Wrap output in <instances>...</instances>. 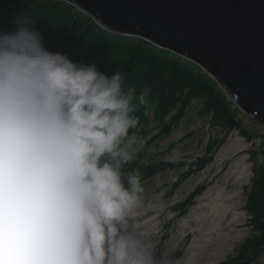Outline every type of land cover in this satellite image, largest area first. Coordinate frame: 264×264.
I'll use <instances>...</instances> for the list:
<instances>
[{"label":"clouds","instance_id":"9594fccd","mask_svg":"<svg viewBox=\"0 0 264 264\" xmlns=\"http://www.w3.org/2000/svg\"><path fill=\"white\" fill-rule=\"evenodd\" d=\"M0 33V264H163L140 215L135 113L150 89L44 46L27 14Z\"/></svg>","mask_w":264,"mask_h":264},{"label":"rangeland","instance_id":"374dc122","mask_svg":"<svg viewBox=\"0 0 264 264\" xmlns=\"http://www.w3.org/2000/svg\"><path fill=\"white\" fill-rule=\"evenodd\" d=\"M40 1L52 5V1L54 0H24V3L26 6L31 7L34 12H36V8L38 9L40 7L38 6V3ZM54 9L55 6H52L49 11H52ZM75 9L76 11H80L76 7ZM46 10L47 8H45L43 12H45ZM76 11H70V18L74 17ZM83 13L88 16L89 20L92 18L85 12ZM45 28H47V26ZM103 31L105 32V35L108 34L109 37L115 38L119 41L123 40V42H127V40L129 39L135 40L134 37H125L118 34H112L105 29H103ZM96 32L98 31L92 30L93 34ZM101 37L104 38V36ZM149 45L154 46V44ZM155 47L158 48L156 45ZM150 49L151 47H149V49H146L145 47H138L137 50V57L135 58V60L142 66L141 72L137 75L141 76V78L146 76V61H149L152 57L150 54H148V51H152ZM158 49L161 50V48ZM167 60L168 56L165 55V51H163V80L161 81V86H159L158 89H163V104L169 103L171 106L168 108L167 113L163 116H155V114L157 115L159 111L155 113V108L152 107V109L149 111L150 115L148 116V125L145 128V133L142 134L143 128L141 127L133 133L138 141L139 151L133 161L130 162V165L127 166V170H147L148 168L161 163L180 164L181 168H176L173 170L167 169L163 172L157 173L155 176H152L150 178H143V176L141 175V182L145 188V203L143 208L148 204L152 206L151 210L148 212V215H144L142 217L145 218L152 215L156 216L158 227L163 226V234H165V237L161 241L160 235L156 236L155 234L158 229L154 232L155 245L157 243L159 244L158 246H156V249L160 251L157 257H163V264H176L177 261L179 263L187 256L189 252L188 248L190 250L191 247H189V244L192 243L193 237H197V234L193 235L188 229H183L182 221L189 217L188 213L191 212L193 206L197 203L198 198L201 197L204 192H206V190L214 189L215 187L234 189V186L237 183H235L232 179H225V175L227 171L235 165L238 158L243 156L246 157L245 161H247L251 165L252 172L250 181L248 182V184L243 186V198L240 211L245 212V197L247 189L251 185V180L253 179V172L255 169L257 170V172H261V170L264 171V124L253 122L249 120L246 115L240 116V114H242L243 112L239 109L238 106L235 107L233 105L230 97L225 92V90L220 88V90L223 91V93L227 96V98L223 99L221 103H224L225 105L229 102L231 105H233L231 106V111L236 112V116H234L235 124L232 121V123L225 125L224 118L227 113L223 114L221 112H217L216 116L213 115L214 112L219 109L217 105L218 102H216V104L214 102V107H212V109L208 108V96H203L202 93V76L199 75L200 77H198V74H189L190 67L189 65H187L185 72H187L188 74L183 72V76L178 79V84L174 86V83H172L170 79L174 69L165 67L164 64L168 63ZM186 60L191 61L189 59ZM172 64L173 63H171V65ZM177 64L178 61H176L173 65L176 66ZM199 67L201 69V72L214 80V77L207 70H205L204 67H202L201 65H199ZM191 69H193L192 72L196 71L195 67H192ZM192 78H195V82L198 84V87L195 86V92L199 93L200 95H193L190 102H188L187 107L185 108L184 115L179 117L177 121H174L175 119H173V116L177 114V110L180 107L179 104L176 107L177 100H179L186 94L188 82H190ZM214 81L216 82V80ZM159 95L160 93L156 91L154 96H157L161 99L162 97H160ZM237 109H239L240 111H237ZM238 117L240 118L239 121ZM157 119L159 121H157ZM236 119L238 122H236ZM158 124L160 125L158 126ZM162 126L163 132H165L166 134L157 138L151 144V146H149V148L145 149V146L149 142L151 137L157 135L161 131L160 129ZM238 128L242 129L241 135L239 134ZM166 129H169V133L166 132ZM237 138H240L242 140V142L240 141V143L245 144L249 148L245 151L243 149L244 152L241 153V151H239L235 155L225 158V160L223 158L217 160L220 151L222 149L224 150L225 148L230 147V144L233 141L234 142L232 145L236 144ZM210 139L211 141L215 140L216 144L213 160L206 164V166L200 171L192 174L177 188H174V184H176L177 181L180 180V174H182L183 172L186 173V171L189 172V170H195V168L190 167V165L191 163L195 162L197 158H202L206 154L207 142ZM259 151H261V153H259ZM249 154L251 155L252 162L249 160ZM262 180H264V177L260 178L258 186H262L264 184V181ZM201 185L204 186L205 189L203 193L198 194L194 197L193 206L188 207L185 214H177L179 212L181 204H184L186 199L191 196L190 194ZM252 203L258 204L260 203V200L258 198H253ZM229 217L230 216H228V218ZM246 222L244 225L249 227L248 218ZM166 223L167 225L165 226ZM249 236H253V233H249ZM184 237H186L187 240H182ZM178 242H180V244H178ZM216 243H214L210 247V253L211 251H214ZM208 244L209 243H207L206 245L208 246ZM250 245H252V243H250ZM181 249H183L182 252L178 253ZM258 252L254 257L255 259L262 252H264V244L258 248Z\"/></svg>","mask_w":264,"mask_h":264},{"label":"water","instance_id":"95a60500","mask_svg":"<svg viewBox=\"0 0 264 264\" xmlns=\"http://www.w3.org/2000/svg\"><path fill=\"white\" fill-rule=\"evenodd\" d=\"M112 34L142 37L207 70L264 124V0H62Z\"/></svg>","mask_w":264,"mask_h":264},{"label":"trees","instance_id":"16d2710c","mask_svg":"<svg viewBox=\"0 0 264 264\" xmlns=\"http://www.w3.org/2000/svg\"><path fill=\"white\" fill-rule=\"evenodd\" d=\"M38 6L40 7L38 9L36 8L37 11L34 12L31 7L25 5L24 0H0V33L14 30L15 25L12 23L13 18L20 14H27L34 20L33 27L40 33L44 46L47 49L53 52L66 53L73 62L95 64L99 71L108 75H112L114 72L120 71L124 77V86L126 88L129 86L134 87L137 94H139L144 88H149L150 92L146 97L149 105L148 111L154 107L155 113L159 111V113L157 115L155 114V116H163L167 113L168 108L171 106L169 103L163 104V89H158V87L161 86V81L163 80V51H165V55L168 56V63L164 65L165 67L174 69L170 77L174 86L178 84V79L183 76V72L186 71V67L189 65V74H198V77L202 76L201 78H203L202 93L203 96H208V108L212 109V107H214V102L215 104L218 102L217 105L219 109L216 110L213 115L216 116L217 112H221L223 114L227 113L224 118V124L228 125L229 123H232V121L235 124L234 116H236V112L231 111V106L233 105L229 102L225 105L224 103H221V101L226 99L227 96L220 90V87L213 79L201 72L199 65L195 62L186 60V58L178 53H174L163 48L160 50L158 49L160 47L157 46L158 48H156L155 45L153 46L152 43H149V41L142 37H134L135 40L129 39L127 42H123L120 38L118 39L122 41L111 38L108 34L105 35L103 28L92 18L89 20L88 16L83 12L76 11L75 7L73 8V6L62 0H54L52 1V5L40 1ZM52 6H55V9L49 11ZM45 8H47V10L43 12ZM71 10L76 11L73 18H70L69 16L71 15ZM46 26L47 28H45ZM92 30H97L98 32L93 34ZM101 36H104V38ZM147 43L151 44L154 48ZM138 47H145L146 49L151 47L150 50H152H147L148 54L152 57L149 61H146V76L143 77L144 80L141 76L137 75L142 70L141 64L135 60L137 57ZM176 61H178V64L175 66L173 64ZM171 63H173V66ZM192 67L196 68L195 72H192ZM185 73L188 74L187 72ZM195 86L198 87V84L195 82V78H192L190 82H188L186 94L177 100L176 107L178 104L180 107L177 110V114L173 116V119H175L174 121H177L179 117L184 115L185 108L187 107L188 102H190L192 96L200 95L195 92ZM156 91L160 93L159 96L162 97L161 99L154 96ZM237 111L240 110L237 109ZM143 113V106H141L135 113L139 116L140 124L138 128H143L142 134L145 133L149 116H144ZM241 115L245 116L243 113L240 114V116ZM239 117L238 121L240 120ZM157 121L159 120L157 119ZM238 121L236 119V122ZM159 125L160 124H158V126ZM238 129L239 134L241 135L242 129ZM136 130H134V132ZM160 130L161 131L157 135L151 137L149 142L146 144L145 149L149 148V146H151L157 138L166 134L163 132V126ZM166 132L169 133V129H166ZM215 146V140L211 141L210 139L207 142L206 154L202 158H197V160L190 165V167L195 168V170H189V172L186 171V173L183 172L180 174V180L174 184V188H177L192 174L200 171L206 166V164L213 160ZM259 153H261V151H259ZM249 160L251 161L250 154ZM176 168H181L179 163H161L156 164L147 170H142L140 173L143 178H150L161 171L167 169L173 170ZM262 177H264V171L261 170V172H257L255 169L251 185L248 187L246 192V204L244 209L251 217L249 223L252 228L253 236L249 237L243 243L237 257L232 259L229 264H248V262L257 254L258 248L264 244V184L262 186H258L260 178ZM204 189L205 187L202 185L197 187V189L190 194L191 196L186 199L185 203L181 204L178 214H185L187 212V208L193 206L194 197L203 193ZM253 198H258L260 203H252ZM250 243H252V245H250Z\"/></svg>","mask_w":264,"mask_h":264},{"label":"bare ground","instance_id":"6f19581e","mask_svg":"<svg viewBox=\"0 0 264 264\" xmlns=\"http://www.w3.org/2000/svg\"><path fill=\"white\" fill-rule=\"evenodd\" d=\"M240 141L242 142L240 138H237L236 144L232 145L233 141L230 147L222 149L217 160L221 158L225 160V158L235 155L239 151L242 153L249 148ZM245 158V156L238 158L236 163L234 162L235 165H231L233 167L225 175V179H232L237 183L234 189L215 187L206 190L198 198L191 212L188 213L189 217L182 221L183 229H188L193 235L197 234V237H193L187 256L179 263L177 261L176 264H217L226 259L228 242L234 241L238 236L241 238L246 235V231L237 229L244 224L247 218L240 208L243 186L248 184L252 177L251 165L245 161ZM151 208L150 204L145 205L141 209L140 215H148ZM228 216L230 217L228 218ZM143 222L153 234L159 229L154 215L143 218ZM207 243H209L208 246ZM214 243H216V247L210 253L209 249Z\"/></svg>","mask_w":264,"mask_h":264},{"label":"built area","instance_id":"2783aa9c","mask_svg":"<svg viewBox=\"0 0 264 264\" xmlns=\"http://www.w3.org/2000/svg\"><path fill=\"white\" fill-rule=\"evenodd\" d=\"M245 214L247 215V213H245ZM247 218L250 220V217L248 215H247ZM247 218H246L245 222L247 221ZM245 222H244V224H245ZM244 224L242 226H239L237 229L246 231V235L242 236L241 238H239V236H238L234 241L228 242L227 252L225 254L226 259L219 261L217 264H223V263L237 257L239 247L243 245V243L247 240V238H249V233H251V227H247ZM246 224H247V222H246ZM159 235H160V238L163 236V226H161L158 229V232L156 233V236H159ZM231 237H233V236H231ZM180 242H178V244H180ZM189 246H190V244H189ZM181 250H183V249H181ZM176 252H177V248H176ZM248 264H264V252H262L256 259L254 258V259L250 260L248 262Z\"/></svg>","mask_w":264,"mask_h":264},{"label":"crops","instance_id":"0c3cea01","mask_svg":"<svg viewBox=\"0 0 264 264\" xmlns=\"http://www.w3.org/2000/svg\"><path fill=\"white\" fill-rule=\"evenodd\" d=\"M161 172H163V171H161ZM160 173V172H159ZM155 176V175H154Z\"/></svg>","mask_w":264,"mask_h":264}]
</instances>
